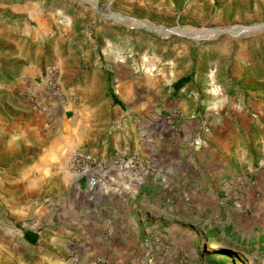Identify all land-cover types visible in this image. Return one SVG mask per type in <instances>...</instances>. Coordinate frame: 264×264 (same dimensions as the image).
I'll use <instances>...</instances> for the list:
<instances>
[{
  "label": "rangeland",
  "instance_id": "1",
  "mask_svg": "<svg viewBox=\"0 0 264 264\" xmlns=\"http://www.w3.org/2000/svg\"><path fill=\"white\" fill-rule=\"evenodd\" d=\"M90 68L100 70L108 96L127 70L146 95L143 112L117 95L119 105L100 115L61 108L49 118L35 95L3 92L28 70L49 84L55 75L59 88ZM164 68L175 82L189 76L199 101L210 89L234 98L248 124L229 149L197 135V171L212 161L221 168L195 201L182 185L179 215L165 213L179 200L174 184L164 190L161 174L140 172L134 193L119 196L117 225L92 218L87 239L71 217L85 218L97 200L67 161L82 152L118 157L127 141L139 148L123 155L135 171L159 162L164 133L145 120L168 95ZM144 145L155 158L141 153ZM63 203L78 210L67 208L63 219ZM0 264H264V0H0Z\"/></svg>",
  "mask_w": 264,
  "mask_h": 264
},
{
  "label": "crops",
  "instance_id": "2",
  "mask_svg": "<svg viewBox=\"0 0 264 264\" xmlns=\"http://www.w3.org/2000/svg\"><path fill=\"white\" fill-rule=\"evenodd\" d=\"M127 74V70L121 71L120 75L122 78L120 77L119 83L114 81L112 94L116 98L119 95L124 101L130 102L132 113H141L143 112L146 95L139 92L138 84L129 80L126 76ZM169 75L170 68H164L163 76L168 95L160 112L155 113L150 120H145L147 129L151 127V131L157 130L156 132L163 131L164 133V138L159 146V162L150 161L146 166H143L147 169L142 168L139 171L134 170L129 159L126 160L123 166H115L106 162L104 167L98 172L101 177L99 185L94 188L86 186V196H93L92 199L97 200L96 209L83 208V212L86 213L85 218L82 216L71 217L73 219L71 228L86 233L85 238H91L93 234L91 230L94 229L95 223L103 221V223H107L109 230L114 225H117L119 215L115 213V209L120 204L119 196L124 198L126 194L132 195L134 193L133 184L136 186L142 181V179L138 178V173L140 172L148 173V175L152 176H155L154 172L161 174L164 182L162 189H167L168 186L174 184V188L180 192V195H177L176 192L174 193L179 200L175 199L176 202L173 206L167 208L169 212L165 213L174 216L179 215L182 210V199L185 196L182 185L188 184L189 186L187 192L190 194L186 195V199L195 201L199 196V187H205L208 182L211 184L217 182L218 176L216 172L221 168L220 165L216 166L215 161H212L206 164L204 174L201 171H197L195 160L192 157L194 153H198V150L193 148V142L197 135L208 136V141L217 143L223 149H229L236 142L234 139L239 134L240 128L246 127L248 124L247 114L240 110L238 101L235 102L234 98L221 95V93L215 94L214 89H210L212 96L199 101L193 91L195 87L193 82L185 84L175 91L171 88L175 80H171ZM37 76L35 72L28 70L16 79L13 86L5 87L3 92L11 98L17 95L20 96L23 93L35 95L36 103L47 107L49 118L61 108L71 110L75 115H100L104 108H111L113 104L111 96H108V85L100 70L90 68L80 71L78 75L71 78L72 82H69L71 83L69 86L68 83H64L67 80L65 78L63 83L58 82L57 93H53L47 78L43 79L40 74L42 79L38 80ZM143 87L148 90L153 88V86L148 84H144ZM115 108L116 106L112 109L115 113L114 124L116 125L119 113ZM173 109L178 110L175 116H172ZM124 115L125 113L122 116ZM253 121L251 119L249 125H252ZM158 125L159 127H157ZM144 126V122H140L133 126V129L136 127L140 131ZM147 132H150V130H147ZM124 144L119 146L122 149V155L130 147L133 150L139 149L127 141ZM141 153L148 155L149 158L152 156L155 158V153L152 154L151 149L149 147L145 148V145L142 147ZM71 159L69 158L67 162H71ZM82 179L86 182L85 178ZM249 193L250 190L246 195H249ZM200 196L201 202L196 204L197 211H202L205 208L202 203L206 199H204L203 194ZM71 207H74V210H78L76 205H68V207L65 206V203L61 205L59 209L63 219L66 218L64 213H67V208ZM92 218H98L99 220L95 223L94 221L90 222L89 220ZM178 229H180V225L175 224L172 230L177 231ZM173 238H176V236L174 235Z\"/></svg>",
  "mask_w": 264,
  "mask_h": 264
},
{
  "label": "built area",
  "instance_id": "3",
  "mask_svg": "<svg viewBox=\"0 0 264 264\" xmlns=\"http://www.w3.org/2000/svg\"><path fill=\"white\" fill-rule=\"evenodd\" d=\"M56 87L57 84L55 82V75H54L50 83V88L53 91V89L57 90ZM172 116H175V114H173ZM198 144L199 142L196 141L195 145ZM106 162H109L110 164L115 166H123L126 163V159L123 155H120L118 157L113 156V157H109L107 160H103L101 158L100 159L94 158L91 154L84 152L73 156L70 163H71L72 172L78 175L80 178H85L87 185L90 188H94L98 186L99 183L101 182V177L98 172L100 171L101 168L104 167ZM130 163L131 164L134 163V158L130 159Z\"/></svg>",
  "mask_w": 264,
  "mask_h": 264
},
{
  "label": "trees",
  "instance_id": "4",
  "mask_svg": "<svg viewBox=\"0 0 264 264\" xmlns=\"http://www.w3.org/2000/svg\"><path fill=\"white\" fill-rule=\"evenodd\" d=\"M189 80H190L189 76L183 77V78L179 79L178 81H176L172 87L174 88L175 91H177L182 86H184L187 82H189ZM110 96L112 98L113 103L116 105H119V101L117 100V98L113 94H111ZM23 239L25 240V242H27L28 244H31V245L35 244L37 241L36 236L34 234L28 233V232L24 234Z\"/></svg>",
  "mask_w": 264,
  "mask_h": 264
}]
</instances>
